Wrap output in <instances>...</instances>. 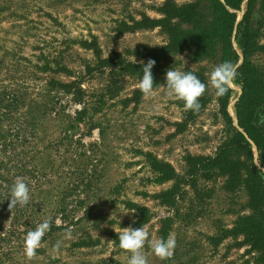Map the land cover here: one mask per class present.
<instances>
[{"label": "rangeland", "instance_id": "obj_1", "mask_svg": "<svg viewBox=\"0 0 264 264\" xmlns=\"http://www.w3.org/2000/svg\"><path fill=\"white\" fill-rule=\"evenodd\" d=\"M246 10L245 0L232 11L237 23ZM213 18L205 0H0V159L22 166L31 197L0 215V264H128L125 227L175 237L166 260L146 243L148 264H264V196L249 202L250 184L264 187L255 147L259 179L243 156L200 169L238 131L240 87L230 85L227 124L210 81L220 46L183 44L155 63L151 96L138 88L141 60ZM249 29L248 60L264 78V0H254ZM170 68L207 86L198 113L167 95ZM255 124L264 130V108ZM163 167L169 178L160 180ZM48 218L29 260L24 237ZM250 223L261 226L254 236Z\"/></svg>", "mask_w": 264, "mask_h": 264}, {"label": "trees", "instance_id": "obj_2", "mask_svg": "<svg viewBox=\"0 0 264 264\" xmlns=\"http://www.w3.org/2000/svg\"><path fill=\"white\" fill-rule=\"evenodd\" d=\"M213 13V21L209 26L201 28L198 32L188 34L180 32L177 36L171 37L170 43L160 51L151 54L153 60L159 61L166 55L182 51L183 44L192 47H206L208 45H219L221 50V62L231 61L238 65V71L233 84L240 87L241 92L235 103V115L238 131L235 136L225 143L214 158L205 159L200 164L201 170H208L214 166H222L230 163L229 157L243 156L245 161L250 162L249 169L253 170L254 176L259 179L256 172L257 167L252 163V145L257 152V164L264 168V130L255 124L257 111L264 108V78L248 60L252 53V38L249 29L250 13L254 0H246L247 10L242 19L237 23V17L232 11H239L245 0H205ZM235 37L233 38V35ZM233 40L242 54V62L233 46ZM232 89L222 95L217 96L219 113L227 124H232V117L227 111ZM233 162H231V165ZM235 167V165L233 166ZM7 164L0 159V191L8 193L17 176H22L24 172L21 165L12 166L7 169ZM167 168V167H166ZM163 167L164 180L168 177L167 169ZM169 178V177H168ZM4 185V187H3ZM264 187L251 183L249 186V202L255 208L264 196ZM9 195V194H8ZM0 193V215L8 209V200ZM21 209L17 206L13 210ZM2 217L0 218V220ZM260 225L256 223L246 224V231L254 236L259 233Z\"/></svg>", "mask_w": 264, "mask_h": 264}, {"label": "clouds", "instance_id": "obj_3", "mask_svg": "<svg viewBox=\"0 0 264 264\" xmlns=\"http://www.w3.org/2000/svg\"><path fill=\"white\" fill-rule=\"evenodd\" d=\"M155 46V45H152ZM136 62V60H135ZM156 61L149 59L142 65V79L138 83V88L145 98L153 93L154 77L152 69ZM186 64V61H185ZM238 65L225 61L216 65L211 74L210 81L218 96L224 95L232 82L235 80ZM167 95L175 97L184 102V110L198 113L201 107L199 99L206 91V85L193 72H185L176 69L166 71ZM27 178L17 176L11 186L10 194L7 196L8 209L11 212L17 206L24 207L30 202V188L26 182ZM51 218L43 220L34 230H30L24 237V253L31 260L36 256L37 249L41 246L45 234L51 230ZM71 238V229L65 232V239ZM120 249L131 253L128 264H148V259L143 253V248L148 243L153 254L161 260L170 259L174 255L176 248L175 237L171 234L165 238L150 239L149 232L144 227L132 228L125 227L118 234ZM61 246V241H57L54 248L57 250Z\"/></svg>", "mask_w": 264, "mask_h": 264}]
</instances>
